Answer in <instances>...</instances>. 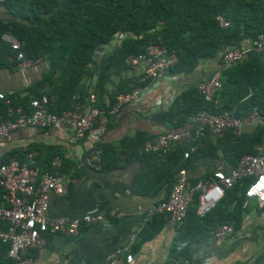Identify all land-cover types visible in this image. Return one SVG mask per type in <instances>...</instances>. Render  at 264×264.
<instances>
[{"label":"trees","instance_id":"trees-1","mask_svg":"<svg viewBox=\"0 0 264 264\" xmlns=\"http://www.w3.org/2000/svg\"><path fill=\"white\" fill-rule=\"evenodd\" d=\"M0 9V68L14 69L21 63L18 51L3 39L5 33L18 39L26 60L47 64L41 79L28 88L27 94L22 97L8 94L9 102L0 99V120L14 118L12 111L18 107L32 111L30 102L43 95L49 98V111L56 114L90 103L103 110V115H109L121 93L152 82V77L145 74L124 76V72L130 69L127 63L130 55L146 54L153 44L165 45L176 52L177 62L166 71L174 77L194 72L207 60L218 61V67L203 81L220 72L221 86L212 99L205 97L199 84L192 85L177 95L167 108L154 114V121L164 125L165 130H182L189 126L195 130L191 119L202 111L230 112L244 118L256 110L263 117L253 128L239 133L233 129L216 135L206 131L195 141L179 145L167 154L143 151L149 138L147 132L124 139L122 153L130 160L146 161V170L139 182L136 181L134 192L157 194L166 190L164 198L155 204L166 200L179 174L189 173L198 162L222 159L231 170L243 155L257 154L263 147L264 48L250 50L229 67L222 65L221 56L226 49L241 47L264 33V0H0ZM219 17L229 25L223 26ZM117 38L120 41L115 47L97 55L99 48ZM94 77H97L95 83L92 82ZM97 149L101 151L104 170L117 166L114 147L98 145ZM187 150L190 155L186 158ZM31 153L36 154L34 163L30 162ZM57 156L62 159L60 168L54 165ZM14 158L29 162L41 172L49 170L62 176L66 173L65 157L58 149L17 148L1 157L0 163ZM213 174L209 171L203 177L191 175V179L197 184ZM248 181L244 179L226 189L223 199L203 217L197 214L200 194L197 191L183 224L176 225L170 257L180 264L185 260L191 264L194 246L214 237L217 228L232 224L235 231L249 211V207H244ZM3 195L2 190L0 201L7 205ZM170 219V213L153 214L131 252L154 238ZM9 248V242L0 240L2 264L9 262ZM253 264H264V251Z\"/></svg>","mask_w":264,"mask_h":264},{"label":"crops","instance_id":"crops-1","mask_svg":"<svg viewBox=\"0 0 264 264\" xmlns=\"http://www.w3.org/2000/svg\"><path fill=\"white\" fill-rule=\"evenodd\" d=\"M217 62L203 61L194 72L176 77L166 72V78L150 89L143 100L125 105L117 113H102L92 131L83 138H75L70 131L25 127L15 130L10 137L0 142V158L11 150L28 146L44 151L49 148L58 149L63 153V168L66 170L63 176L67 180V190L63 195H51L46 214L48 220L62 217L72 220L114 207L119 209V213L108 221H94L56 234L49 233L40 225L48 244L28 252L34 259L33 264H105L120 249H129L131 252L132 245L139 242V233L143 226L152 217L149 209L164 198L166 190L163 189L157 194L134 192L133 187L146 170V161L138 158L130 160L123 154L124 139L139 132H147L149 138L143 147L144 151L156 134L166 129L164 125L154 121V114L161 108H167L173 96L175 98L192 85H200L218 67ZM46 69L47 64L44 61L31 62L25 68L2 67L0 91L6 95L19 94L22 97L27 94L32 84L41 79ZM117 79L116 77L115 81ZM114 85L113 83L111 89ZM106 99L108 101V96ZM86 106L87 103L81 108ZM252 125L244 126L242 130L251 129ZM98 145H109L116 149L117 166L104 170L102 156L97 167L85 163V157L97 149ZM218 170L229 172L230 168L222 159H213L198 162L189 173L185 172L190 177H203L209 171L214 173ZM246 207H249V211L231 236L224 240L214 236L194 246L191 264L254 263L264 251V208L259 209L254 199ZM175 236L176 225L169 221L154 238L144 241L131 252L134 255L131 263L126 262L124 252L119 256L118 264H180L170 257Z\"/></svg>","mask_w":264,"mask_h":264},{"label":"built area","instance_id":"built-area-1","mask_svg":"<svg viewBox=\"0 0 264 264\" xmlns=\"http://www.w3.org/2000/svg\"><path fill=\"white\" fill-rule=\"evenodd\" d=\"M219 18L223 26L229 25V22L223 17ZM3 39L18 51V58L21 59L20 67L25 68L31 64L30 60L25 59L17 38L10 33H5ZM119 41V38L115 39L111 44L99 48L97 53L103 55L107 50L115 47ZM263 48L264 33H261L255 40L247 42L241 47L226 49L221 56L222 65L232 66L242 60L250 50ZM177 59L176 52L170 51L161 44L150 45L146 54L130 55L127 58L130 69L124 72V76L145 74L146 77H152V82L146 86L135 87L128 93H121L111 112L117 113L125 105L143 100L150 89L166 78V71L175 65ZM96 79L97 77H94L92 82L95 83ZM220 86V72L216 71L209 79L200 83L199 89L210 100ZM0 99H7V95L2 91H0ZM6 101L9 102L8 99ZM48 103V96L43 95L30 102L29 108L32 111L18 107L12 111L16 115L14 118L0 120V142L10 137L15 130L25 127L70 131L75 138L80 139L92 131L103 113L100 109L87 105L85 108L78 106L74 110L56 114L49 111ZM262 120L263 117L256 110L244 118H238L230 112L213 114L202 111L191 119L192 124L196 125L195 130L190 129L189 126L182 130L160 132L153 141L146 145L144 151L167 154L179 145L195 141L206 131L212 135L220 134L228 129L239 133L244 126L256 125ZM100 155L101 151L95 149L85 157L84 161L89 166L97 167ZM184 155L186 158L189 157L190 151L187 150ZM30 162H35L34 153L30 154ZM54 165L57 168L61 167V157L55 158ZM244 179H249L244 207L254 199L257 201V207L263 209L264 145L257 154L243 155L237 166L229 172L215 171L213 176L201 180L197 184L192 182L191 177L185 171L181 172L169 197L159 204H154L149 209V214L170 213V221L179 226L183 224L197 191L200 192L197 214L203 217L223 199L226 189L235 186ZM2 190L7 205L0 201V240L10 243L7 264H33L34 259L28 252L34 248H43L48 244V239L42 235L40 225H43L49 233L56 234L59 231L73 230L94 221H108L119 213V209L114 207L108 211L86 214L72 220L63 217L48 220L46 214L50 206L51 195L65 194L67 190L66 178L49 170L41 172L40 168L32 167L29 162H21L15 158L8 163H0V192ZM233 233L234 226L224 224L216 229L215 237L224 240ZM124 252H126V262L131 263L134 259L133 253L129 249H120L117 253L112 254L110 260L105 264H118L119 256ZM0 264H2L1 261ZM183 264H190V261L185 260Z\"/></svg>","mask_w":264,"mask_h":264}]
</instances>
